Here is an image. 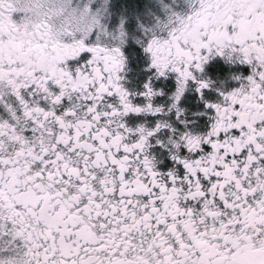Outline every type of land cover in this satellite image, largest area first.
I'll list each match as a JSON object with an SVG mask.
<instances>
[{"label":"snow or ice","instance_id":"6c2138e0","mask_svg":"<svg viewBox=\"0 0 264 264\" xmlns=\"http://www.w3.org/2000/svg\"><path fill=\"white\" fill-rule=\"evenodd\" d=\"M0 264H264V0H0Z\"/></svg>","mask_w":264,"mask_h":264}]
</instances>
